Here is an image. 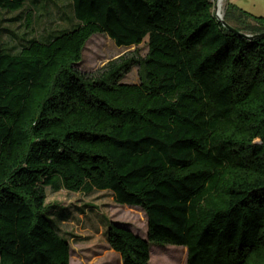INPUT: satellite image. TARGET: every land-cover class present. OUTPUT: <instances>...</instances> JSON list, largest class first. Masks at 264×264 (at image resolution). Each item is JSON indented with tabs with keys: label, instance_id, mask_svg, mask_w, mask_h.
<instances>
[{
	"label": "trees",
	"instance_id": "1",
	"mask_svg": "<svg viewBox=\"0 0 264 264\" xmlns=\"http://www.w3.org/2000/svg\"><path fill=\"white\" fill-rule=\"evenodd\" d=\"M69 1L73 27L0 42V264H69L47 187L142 208L146 238L107 224L122 264H149L152 244L182 246L184 264H264V17L226 4L250 38L215 0ZM95 34L147 53L82 72Z\"/></svg>",
	"mask_w": 264,
	"mask_h": 264
},
{
	"label": "rangeland",
	"instance_id": "2",
	"mask_svg": "<svg viewBox=\"0 0 264 264\" xmlns=\"http://www.w3.org/2000/svg\"><path fill=\"white\" fill-rule=\"evenodd\" d=\"M226 4L231 12L242 10L264 17V0H224L219 11L222 15ZM213 12L218 13L216 0L213 1ZM26 13L31 14L30 19H27ZM76 23L69 0H27L21 11L0 10V42L6 50L15 53L29 39L45 40L52 33L69 29ZM135 49L144 56L147 53L146 39L138 46L118 47L107 35L95 34L85 44L77 68L82 72L94 73L107 62ZM138 80L136 66L122 79L125 83H138ZM46 204L56 206L52 210V219L56 230L69 241V264H122L120 255L106 240L109 221L146 238L147 218L142 208L118 204L108 190L83 193L63 189L53 192L47 187ZM182 248L152 244L149 264H184L170 257L175 255L181 258L184 254Z\"/></svg>",
	"mask_w": 264,
	"mask_h": 264
},
{
	"label": "water",
	"instance_id": "3",
	"mask_svg": "<svg viewBox=\"0 0 264 264\" xmlns=\"http://www.w3.org/2000/svg\"><path fill=\"white\" fill-rule=\"evenodd\" d=\"M215 16L217 18V20L225 27L227 28L229 31L233 32V33H237L239 35H242V36H247V37H250V38H255V37H258V36H261V35H254V36H249L245 33H242V32H239L237 31L233 26H231L229 23H227L224 19H223V15H220L218 13H215Z\"/></svg>",
	"mask_w": 264,
	"mask_h": 264
},
{
	"label": "bare ground",
	"instance_id": "4",
	"mask_svg": "<svg viewBox=\"0 0 264 264\" xmlns=\"http://www.w3.org/2000/svg\"><path fill=\"white\" fill-rule=\"evenodd\" d=\"M223 2H224V0H216L217 11H218V14H220V15H222L221 13H219V11H221V9L223 7Z\"/></svg>",
	"mask_w": 264,
	"mask_h": 264
}]
</instances>
